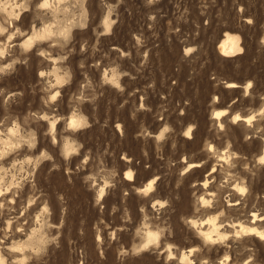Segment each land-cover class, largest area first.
Returning <instances> with one entry per match:
<instances>
[{"label":"rangeland","instance_id":"obj_1","mask_svg":"<svg viewBox=\"0 0 264 264\" xmlns=\"http://www.w3.org/2000/svg\"><path fill=\"white\" fill-rule=\"evenodd\" d=\"M0 6V138L15 143L0 146L8 264H187L183 252L192 264H264V241L234 234L264 217V0ZM226 34L240 36L241 54L220 53ZM236 114L254 120L234 123ZM75 115L87 124L70 129ZM214 216L230 237L209 245L200 227ZM147 230L160 240L143 248ZM31 232L35 255L20 261L14 242Z\"/></svg>","mask_w":264,"mask_h":264},{"label":"bare ground","instance_id":"obj_2","mask_svg":"<svg viewBox=\"0 0 264 264\" xmlns=\"http://www.w3.org/2000/svg\"><path fill=\"white\" fill-rule=\"evenodd\" d=\"M9 1V0H8ZM47 2V1H46ZM49 3V2H48ZM47 3V4H48ZM43 5V4H42ZM44 5H46L45 3H44ZM1 7V6H0ZM4 7V6H3ZM47 7H49V5L47 6ZM46 7V8H47ZM6 9V8H5ZM10 9V8H9ZM2 11H4V10H2ZM7 11H8V9H7ZM5 13V12H4ZM7 14V13H6ZM20 15V14H19ZM12 19V18H11ZM17 20V19H16ZM106 28H108V24H106ZM48 29V28H47ZM50 34H51V31L50 30H46V31H44V33L43 34H40V33H36L35 32V34L33 35V36H30L29 38H28V40H27V43L29 44V45H31V44H34V42L36 43V42H38V41H42V39L43 38H46V37H48V36H50ZM23 44H25V43H23ZM218 49H219V51H220V53L223 55V56H225V57H227V58H232V57H234V56H236V55H239V54H241L242 53V51H243V49H242V47H241V38H240V36H238V35H234V34H226L225 36H224V38L221 40V42L219 43V47H218ZM114 77H116V75H113L112 76V79L114 78ZM110 80V79H109ZM113 83H115V84H119V80L116 78V79H113ZM251 85L249 84L248 85V87L246 88L247 89V91L249 90V87H250ZM239 86L237 85V84H235V83H230V84H228L227 85V89H237ZM216 111V110H215ZM228 110H222V111H216L215 112V119L217 118V120H220V119H222L223 117H226L227 116V114H228ZM232 120L234 121V123H237V122H244V123H247V124H250L251 122H252V120H254V118L253 117H246V118H243V117H241V115H233L232 116ZM87 120L86 119H84V118H81V117H77L76 115L75 116H72L71 118H70V120H69V127H70V129H77V128H79V127H81L82 125H85V124H87ZM120 128H121V126H120ZM51 129H52V131H55V129H56V123L55 122H51ZM12 134H14L15 133V131L14 130H11L10 131ZM186 138L187 139H191L192 138V129L189 127V129H187V132H186ZM15 143H14V141L11 139V138H7V139H5V140H3L2 138H0V146H4V147H6V146H13ZM211 149H212V147H210ZM214 148V147H213ZM4 149V148H3ZM215 149V148H214ZM214 149H212V150H214ZM5 150V149H4ZM73 150V148H71V147H67L66 148V151L67 152H70V151H72ZM226 154V153H225ZM1 155H3V154H1ZM262 158H264V154H263V156L262 157H260L259 158V162H261L262 161ZM222 159V158H221ZM223 159H224V161L226 160L224 157H223ZM263 164V163H262ZM0 165H2V167H0V199L2 198V193H3V191H4V185H3V183H5L4 182V178H3V175H4V172H3V170L5 169V163L3 162V161H0ZM189 166V169L188 170H191V169H194V168H200L201 167V164L199 165V164H192V165H188ZM5 171V170H4ZM215 171L213 170L212 172H211V174H213ZM127 177L130 179V181H133V179H134V176H133V173L132 172H129V173H127ZM126 177V178H127ZM129 181V180H128ZM207 183H208V180H206L205 182H203L202 184L203 185H205L206 187H207ZM154 184H155V179H153V180H151V181H149L142 189H140V191L141 192H146V193H151L152 192V190L154 189ZM241 184V183H240ZM242 185V184H241ZM236 187V192L239 194V195H244L245 194V191H247L246 189H245V187H242V186H239V185H237V186H235ZM6 189V188H5ZM234 190V189H233ZM234 190V191H235ZM7 193V192H6ZM5 193V194H6ZM4 194V195H5ZM105 194V190H104V188L101 190V192H100V194H99V200H102L103 199V197L105 196L104 195ZM4 200V199H3ZM8 200V199H7ZM30 201V200H29ZM201 202H202V204L203 205H205L206 207H207V205L208 206H210V201L208 202L205 198H202V200H201ZM6 203V202H5ZM3 204H4V202H3ZM230 205V204H229ZM228 205V206H229ZM233 205V204H232ZM231 205V206H232ZM237 205V204H236ZM236 205H234V206H236ZM2 206V205H1ZM4 206V205H3ZM204 206V207H205ZM210 208H211V206H210ZM216 216V215H215ZM213 217V218H210V219H208V220H206L205 222L203 221L202 223H201V230H200V236L203 238V240L202 241H206V242H209V245H211L210 243H213V245H214V243H216V242H218V243H222L221 241L223 240H225V239H227V237L229 236L230 237V235H227V234H225V233H222L221 232V227H220V224L218 223L219 221H218V216L217 217ZM253 217H254V220L255 221H253L252 223H249V225H243V223L242 224H238L239 226H237V227H235V225H234V227H235V230H234V234H236V235H238V234H244V235H246V236H254V237H256L257 239H259V240H261V241H264V229L263 228H260L256 223L257 222H262V221H264V217L262 218V217H258V215H253ZM8 221V220H7ZM192 221H193V219H192ZM249 221V220H248ZM199 222V221H198ZM194 225L196 224L197 225V223L196 222H192ZM235 224V223H234ZM200 224H198V226H199ZM227 225V224H226ZM237 225V224H236ZM9 226V228L11 227V224H9L8 225ZM8 226H7V228H8ZM227 226H232V225H227ZM21 227V226H20ZM208 227V228H207ZM15 228V227H14ZM19 228V227H18ZM196 228H197V226H196ZM223 229H224V227H223ZM8 230V229H7ZM6 230V231H7ZM10 231H11V229H9ZM8 230V231H9ZM25 230V229H24ZM9 231V232H10ZM225 231H227V230H225ZM12 232V231H11ZM18 232V231H17ZM22 233H23V230L21 231ZM5 233H7V232H5ZM32 233V232H31ZM232 233H233V231H232ZM5 235V234H4ZM4 235H3V237H4ZM25 235V234H24ZM35 232H33L31 235H29L28 236V233H27V236H28V239L26 240V242H14L16 245H17V253L18 254H16V258H17V255H21L22 257H21V259L22 260H20V261H23V260H25L26 259V257H27V253L29 252V253H31V254H34L35 255ZM236 235H235V237H236ZM240 235H238V236H240ZM232 236H233V234H232ZM22 237V235H20V233H19V238H21ZM26 237V236H25ZM37 237V236H36ZM209 237H210V239H209ZM234 237V236H233ZM243 237H245V236H243ZM41 238V237H40ZM11 240V239H10ZM9 240V241H10ZM25 240V239H24ZM41 240V239H40ZM159 240H160V236H159V234L158 233H156V232H154V231H151V230H147L146 232H145V234H144V240H143V243H142V247L143 248H148V247H150L152 244H155V243H159ZM228 240V239H227ZM1 241V240H0ZM18 241V240H17ZM42 241V240H41ZM44 241V240H43ZM42 241V242H43ZM226 241V240H225ZM13 242V241H12ZM11 242V243H12ZM40 242V241H39ZM39 242H37V243H39ZM41 242V243H42ZM4 243V242H3ZM36 243V244H37ZM40 243V244H41ZM217 243V244H218ZM224 243V242H223ZM12 246V245H11ZM38 246V245H37ZM6 247V246H5ZM10 247V246H9ZM16 247V246H15ZM13 248V247H12ZM12 248H10V249H12ZM9 252H11L10 250H9ZM12 252H13V250H12ZM14 252H15V250H14ZM171 252V251H170ZM16 253V252H15ZM171 254V253H170ZM173 254V253H172ZM191 255H192V252L190 253ZM13 255V254H12ZM33 255V256H34ZM30 257V256H29ZM190 257L191 256H189V254H187V253H182V256H181V261L183 262V263H187V264H192L193 262L191 261V259H190ZM12 259V258H11ZM28 259V258H27ZM16 261V260H15ZM12 262V261H11ZM13 262H14V260H13ZM27 263H28V261H26ZM26 263V264H27ZM0 264H8L7 263V260L6 259H4V256H3V254H2V252H1V249H0ZM16 264V263H15ZM21 264V263H20ZM23 264V263H22ZM221 264H225V263H221ZM247 264V263H246Z\"/></svg>","mask_w":264,"mask_h":264},{"label":"clouds","instance_id":"obj_3","mask_svg":"<svg viewBox=\"0 0 264 264\" xmlns=\"http://www.w3.org/2000/svg\"><path fill=\"white\" fill-rule=\"evenodd\" d=\"M39 7H47V5H39ZM262 42H264V41H262ZM17 146H18V145H17ZM30 146H31V145H30ZM7 155H8L7 151H5V152L3 153V155H0V161H2ZM261 162H264V158H262V161H261ZM0 167H2V165H0ZM12 168H13V169L16 168V164H15V163L12 164ZM5 187H7V186H5ZM209 239H210V237H209ZM13 264H15V262H13ZM203 264H207V261H204Z\"/></svg>","mask_w":264,"mask_h":264}]
</instances>
